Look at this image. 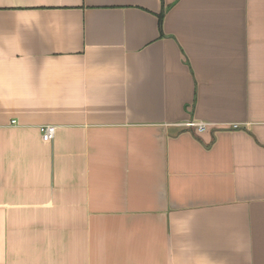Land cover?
<instances>
[{
	"label": "crops",
	"instance_id": "obj_1",
	"mask_svg": "<svg viewBox=\"0 0 264 264\" xmlns=\"http://www.w3.org/2000/svg\"><path fill=\"white\" fill-rule=\"evenodd\" d=\"M0 264H264V0H0Z\"/></svg>",
	"mask_w": 264,
	"mask_h": 264
},
{
	"label": "built area",
	"instance_id": "obj_2",
	"mask_svg": "<svg viewBox=\"0 0 264 264\" xmlns=\"http://www.w3.org/2000/svg\"><path fill=\"white\" fill-rule=\"evenodd\" d=\"M187 126L189 127H195L198 131L202 132L205 131L208 128V123L203 122V121H195L191 120L186 123ZM56 126L54 125H45L41 127V132H42V138L45 141H51L55 134H56Z\"/></svg>",
	"mask_w": 264,
	"mask_h": 264
}]
</instances>
